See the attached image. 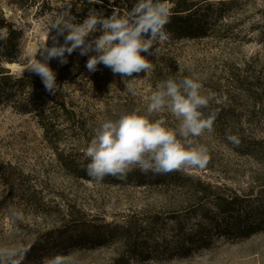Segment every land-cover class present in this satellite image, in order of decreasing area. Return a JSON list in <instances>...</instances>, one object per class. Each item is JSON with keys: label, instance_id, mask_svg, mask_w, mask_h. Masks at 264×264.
Segmentation results:
<instances>
[{"label": "rangeland", "instance_id": "obj_1", "mask_svg": "<svg viewBox=\"0 0 264 264\" xmlns=\"http://www.w3.org/2000/svg\"><path fill=\"white\" fill-rule=\"evenodd\" d=\"M209 1L217 4L220 0ZM65 5V0H0V11L23 32L19 61L6 67L18 77L30 74L33 83L42 86L18 89L13 98L0 103V247H31L42 240L47 251L25 264H42L43 258L56 254H74L71 264H117L121 246L117 241L98 242L96 232L128 221L142 225L155 214L166 216L189 205L191 191L149 183L154 177L139 169L125 180L107 176L100 183L76 173L88 162L84 151L98 123L133 110L145 113L156 84L169 76L198 78L204 93L228 97L226 103L213 105L219 108L213 131L195 140L208 147V165L186 175L249 197L261 196L264 0H237L221 13L216 5L204 38L168 34L158 45L159 55L149 57L151 70L133 74V80L123 81L103 65L89 72L88 57L79 51L65 65L53 59L49 63L57 82L66 84L52 95L27 68L30 56L34 58L47 41L51 45L50 24L65 12ZM63 104L75 111L74 121L65 119ZM55 107L56 113L51 114ZM203 111L207 115L210 109ZM163 117L167 127L178 126L167 112ZM229 135L239 138L238 146L227 139ZM16 212L22 213L19 219ZM84 232L89 237L82 243ZM131 264H264V231L241 240H214L210 248L186 258L133 260Z\"/></svg>", "mask_w": 264, "mask_h": 264}, {"label": "clouds", "instance_id": "obj_2", "mask_svg": "<svg viewBox=\"0 0 264 264\" xmlns=\"http://www.w3.org/2000/svg\"><path fill=\"white\" fill-rule=\"evenodd\" d=\"M171 15L169 0H135L130 9L123 13L114 9L109 16L90 8L82 22H74L67 12L60 13L50 24L51 45L47 41L38 51L39 59L38 53L34 58L30 56L27 70L39 76L45 90L55 95L63 91L66 83L61 86L57 82V73L49 62L55 59L65 65L68 57L79 51L88 57L85 67L89 72L94 73L103 65L123 81L133 80V74L151 70L149 57L159 55L158 45L167 38L166 25ZM128 91L136 95L132 88ZM227 101L226 95L204 93L198 78L169 76L156 84L145 113L133 110L98 123L84 151L88 161L84 170L96 183L107 176L125 180L136 169L154 175L202 170L209 163V149L204 144L197 145L195 140L213 131L219 111L213 105ZM204 109H210L207 115ZM165 112L178 122L175 129L166 126ZM227 139L237 146L240 143L235 135ZM14 215L19 219L22 213ZM29 251L30 247L24 245L0 247V264H23ZM72 255L45 257L42 264H71Z\"/></svg>", "mask_w": 264, "mask_h": 264}, {"label": "trees", "instance_id": "obj_3", "mask_svg": "<svg viewBox=\"0 0 264 264\" xmlns=\"http://www.w3.org/2000/svg\"><path fill=\"white\" fill-rule=\"evenodd\" d=\"M29 1V0H24ZM237 0H220L217 4L209 0H169L172 15L166 25L169 35L190 39L204 38L208 35L209 16L218 6V13L229 9ZM253 1V0H247ZM63 8L71 17L83 21L90 8H95L101 15L109 16L113 10L121 13L130 9L135 0H65ZM0 103L11 99L16 90L28 87H42L33 83L32 76H16L6 64L19 61L21 54L22 29L17 28L0 11ZM63 115L68 122L76 119L74 110L62 105ZM25 109V108H24ZM56 107L51 114L56 113ZM43 114V111L38 112ZM66 163V162H65ZM76 172L85 179H90L83 166ZM66 167L73 169L72 164ZM154 180L149 183L183 188L192 192V200L181 210L166 216L155 214L142 225L128 221L126 225L111 230L96 232L98 242L107 244L115 242L121 246L123 253L117 264H131L147 261H163L172 258H186L200 249L210 248L214 240H241L264 231V190L261 196L252 197L239 194L237 191L204 183L186 174L170 173L167 175L150 174ZM196 219V220H193ZM89 234L84 232L80 241H88ZM118 240H115V239ZM114 239V240H109ZM42 240L30 247L23 264L34 260L47 250Z\"/></svg>", "mask_w": 264, "mask_h": 264}, {"label": "bare ground", "instance_id": "obj_4", "mask_svg": "<svg viewBox=\"0 0 264 264\" xmlns=\"http://www.w3.org/2000/svg\"><path fill=\"white\" fill-rule=\"evenodd\" d=\"M9 66H10V67H12V66H13V64H9Z\"/></svg>", "mask_w": 264, "mask_h": 264}]
</instances>
